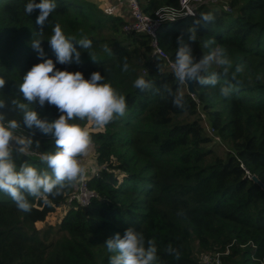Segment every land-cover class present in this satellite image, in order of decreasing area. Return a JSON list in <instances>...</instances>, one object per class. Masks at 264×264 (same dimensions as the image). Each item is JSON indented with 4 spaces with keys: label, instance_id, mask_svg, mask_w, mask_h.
Returning a JSON list of instances; mask_svg holds the SVG:
<instances>
[{
    "label": "trees",
    "instance_id": "1",
    "mask_svg": "<svg viewBox=\"0 0 264 264\" xmlns=\"http://www.w3.org/2000/svg\"><path fill=\"white\" fill-rule=\"evenodd\" d=\"M179 1L138 0L149 15L163 6L177 7ZM225 1L232 11L203 4L195 16L164 23L158 31L160 45L172 61L182 34L197 57L209 51L204 43L214 37V47L226 49L233 71L237 64L243 65L237 74L241 83L230 97L220 96L219 84L194 82L195 99L187 85H178L166 60L153 53L147 35L124 30L127 20L108 15L98 2L57 0L58 8L41 34L36 24L39 10L25 13L29 0H0V76L6 79L0 99L23 102L19 91L23 75L43 59L56 62L48 39L59 24L66 35L89 38L92 48L84 50L76 43L80 62L55 63L56 68L81 71L86 79L99 71L125 95L128 105L124 117L103 129L77 121L91 126L98 166L97 174L88 178L96 193L89 205L76 201L69 205L74 185L48 197L51 203L29 197V212L18 210L10 197L0 193V264H108L111 254L100 238L123 236L129 227L156 240L164 264H200L199 252L224 251L228 246L225 263L264 264V187L251 179L256 175L264 185V0ZM205 12H212L215 20L194 25ZM191 27L196 28L195 42L188 40ZM36 39H42L43 57L32 47ZM105 45L112 55L104 51ZM125 58L128 72L122 71ZM140 76L156 87L166 83L183 91L186 110L174 107L171 97L163 100L153 91L135 88ZM33 107L49 121L60 115L54 105ZM199 108L223 144L209 137ZM8 118L21 119L27 135L35 133L32 138L41 145L35 152L56 150L51 136L28 129L20 114L9 112ZM228 141L232 146L220 154L218 147ZM38 157L29 154L18 163L45 168ZM66 205L57 236L51 237L50 228L37 229V222ZM169 244L180 250L179 260L164 251Z\"/></svg>",
    "mask_w": 264,
    "mask_h": 264
},
{
    "label": "clouds",
    "instance_id": "2",
    "mask_svg": "<svg viewBox=\"0 0 264 264\" xmlns=\"http://www.w3.org/2000/svg\"><path fill=\"white\" fill-rule=\"evenodd\" d=\"M58 8L57 0H29L25 5V13L31 15L39 10L36 24L43 33L44 25L50 15ZM195 15V13H190ZM215 20L212 12L201 13L194 21V25H207ZM49 43L56 55V62L70 64L73 59L77 63L81 60L78 43L84 50L92 48V41L83 37L76 39L66 35L59 24L52 30ZM188 40L197 41L195 27L189 29ZM42 39L32 41V47L39 56H44L41 45ZM75 42V43H74ZM214 37L205 41L204 46L209 49L205 54L197 57L192 47L185 42L183 35L177 37V51L170 69L178 85L217 86L219 94L228 98L236 90L241 81L237 74L243 72V65L237 64L233 69V61L226 49L214 47ZM104 51L112 55V49L105 45ZM93 61L98 59L89 52ZM53 59H43L34 64L24 75L19 84L23 102L12 99L7 102L0 99V193L10 197L18 210L31 211L29 197L44 198L59 196L67 187L75 185L86 174L87 169L81 158L86 157L93 148L94 140L90 130L77 121H85L92 126L103 129L124 117L128 111L125 95L121 94L110 82H106L105 75L99 71L91 73L86 79L81 71H68L56 68ZM160 69V65H158ZM130 66L124 59L122 71L128 72ZM224 78L221 83V78ZM6 85V79L0 76V89ZM134 87L153 91L161 99L171 97L174 107L186 110L187 100L183 91H174L168 84L156 87L155 82L140 76L134 81ZM38 103L43 107L46 103L54 105L60 115L49 121L41 118L33 107ZM6 109V111H5ZM9 112L21 115L23 125L28 129H37L43 135H50L55 144V151H44L39 154V160L46 167L38 169L27 163H18L20 157L28 156L35 149L41 147L40 141H34L32 136L25 133L21 119H9ZM183 215V213H180ZM106 249L111 253L108 264H164L158 255V246L154 238L146 239L142 231L129 227L123 236L116 233L113 238L105 241ZM164 251L175 259L181 258L179 249L169 244Z\"/></svg>",
    "mask_w": 264,
    "mask_h": 264
},
{
    "label": "built area",
    "instance_id": "3",
    "mask_svg": "<svg viewBox=\"0 0 264 264\" xmlns=\"http://www.w3.org/2000/svg\"><path fill=\"white\" fill-rule=\"evenodd\" d=\"M217 0H180L179 5L176 6H163L158 8L153 15L146 14L140 7L138 0H115V2L104 8V11L108 15H116L119 12V9L124 3H128L131 9V20L127 21L124 25V30L126 31H136L141 32L147 35L150 39V44L152 51L158 58L165 59L170 64L173 62L166 50L160 45L159 40V29L164 23L175 22L181 18L195 16L199 8L204 3L216 2ZM230 8V7H229ZM190 13H195L192 15ZM191 96L195 99L196 92H190ZM204 121L206 120V115L204 112H200ZM209 120V119H208ZM207 120V121H208ZM207 128V127H206ZM209 137L215 142H220L223 144L221 137L217 134L213 125L208 121ZM31 154L38 155L33 151ZM97 174V172H95ZM93 175V174H91ZM89 176L86 174L81 180H79L75 185L72 194L70 195L68 202L71 204L76 201L81 206H87L90 204L93 197L96 196V193L88 185ZM230 253L229 246L226 250H215L202 253L199 256L200 264H227L225 263L224 257Z\"/></svg>",
    "mask_w": 264,
    "mask_h": 264
},
{
    "label": "rangeland",
    "instance_id": "4",
    "mask_svg": "<svg viewBox=\"0 0 264 264\" xmlns=\"http://www.w3.org/2000/svg\"><path fill=\"white\" fill-rule=\"evenodd\" d=\"M111 4L112 3H104L103 4V8H105V7H107V6L111 5ZM204 4L205 5H209V6H213V7H216V8H220V9L226 10L228 12L232 11L229 8V4L225 0H217L215 3L214 2H210V3H204ZM199 111L201 112L203 110L201 108H199ZM207 120H208V118L206 117V120L204 121V126H206L208 128V121L209 120L208 121ZM88 128L90 129L91 126H88ZM212 143H213V145H216V146L219 145V144H216L214 142H212ZM231 146L232 145H231L230 141L224 143V146H221V148L217 146L218 147V152L221 154V153H223L226 150V147L228 148V147H231ZM82 163L85 165V167L87 169V175L88 176H90L91 174H95V172L98 171V166H97L96 160H95V146H94V144H93V148L90 151V153L86 157H84L82 159ZM69 205L62 206V207L58 208L57 211L52 213V214H50L45 221L37 222L36 223L37 229H39V230H48L50 228L51 230L49 229V231H51V237L57 236L56 231L59 228L61 220H62L63 216L65 215L67 209L69 208ZM107 239H109V236H105V237H101L100 238L102 247L104 249H106V246H105L104 243H105V241ZM206 252H199L198 253V257L202 253H206Z\"/></svg>",
    "mask_w": 264,
    "mask_h": 264
},
{
    "label": "crops",
    "instance_id": "5",
    "mask_svg": "<svg viewBox=\"0 0 264 264\" xmlns=\"http://www.w3.org/2000/svg\"><path fill=\"white\" fill-rule=\"evenodd\" d=\"M96 2H98L100 4V6L103 7V4L104 3H114L115 0H94ZM119 15H121L122 17H124L127 21H130L132 18V14H131V9L129 7V4L126 2L124 3L121 8L119 9V12H118Z\"/></svg>",
    "mask_w": 264,
    "mask_h": 264
},
{
    "label": "water",
    "instance_id": "6",
    "mask_svg": "<svg viewBox=\"0 0 264 264\" xmlns=\"http://www.w3.org/2000/svg\"><path fill=\"white\" fill-rule=\"evenodd\" d=\"M187 89L189 92H195V89H194V82H192L189 86L187 85ZM251 179H253L256 183L260 184L261 186L264 187L262 181L258 178V176L256 175H253L251 177Z\"/></svg>",
    "mask_w": 264,
    "mask_h": 264
}]
</instances>
